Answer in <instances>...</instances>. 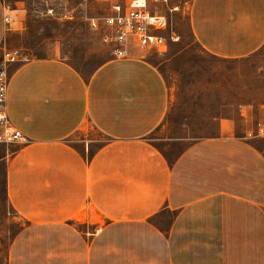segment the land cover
I'll list each match as a JSON object with an SVG mask.
<instances>
[{
	"label": "crops",
	"instance_id": "1",
	"mask_svg": "<svg viewBox=\"0 0 264 264\" xmlns=\"http://www.w3.org/2000/svg\"><path fill=\"white\" fill-rule=\"evenodd\" d=\"M189 27L209 54L248 57L264 47V0H192ZM147 56L111 55L88 77L58 55L9 66V114L29 141L6 162L25 220L7 264H264L263 140L227 119L166 156L150 136L172 89ZM88 124L94 137H74Z\"/></svg>",
	"mask_w": 264,
	"mask_h": 264
},
{
	"label": "rangeland",
	"instance_id": "2",
	"mask_svg": "<svg viewBox=\"0 0 264 264\" xmlns=\"http://www.w3.org/2000/svg\"><path fill=\"white\" fill-rule=\"evenodd\" d=\"M18 14L11 24L7 46L20 47L26 57L61 56L88 77L107 58L109 46L89 27L87 17L108 13L107 2L84 0H2ZM192 0L153 4L169 21L163 54L147 58L159 65L172 89L171 106L162 125L150 136L166 156L173 158L197 138L219 133L223 120L234 122L235 133L251 132L264 146V47L237 60L206 52L189 27ZM49 9H53L52 13ZM243 110L241 112L240 110ZM88 124L74 137H94ZM11 145L0 144V264H7L9 246L25 220L10 206L5 188L6 162Z\"/></svg>",
	"mask_w": 264,
	"mask_h": 264
},
{
	"label": "built area",
	"instance_id": "3",
	"mask_svg": "<svg viewBox=\"0 0 264 264\" xmlns=\"http://www.w3.org/2000/svg\"><path fill=\"white\" fill-rule=\"evenodd\" d=\"M72 1V0H67ZM109 3L108 13L87 17L89 27L99 32L115 58H128L133 48L146 55L163 54L168 39L176 41L179 36L172 31L166 36L169 21L165 14L152 9L153 4H168L169 0H84ZM5 21L19 23V15L5 6ZM53 9H49L52 13ZM27 57L20 47H5L0 61V144L13 145L28 142L29 138L15 126L8 109L9 66ZM253 136L252 133H250Z\"/></svg>",
	"mask_w": 264,
	"mask_h": 264
}]
</instances>
